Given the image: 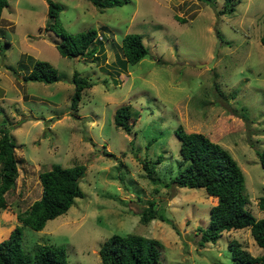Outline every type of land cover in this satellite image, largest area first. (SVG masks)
<instances>
[{"label":"rangeland","instance_id":"obj_1","mask_svg":"<svg viewBox=\"0 0 264 264\" xmlns=\"http://www.w3.org/2000/svg\"><path fill=\"white\" fill-rule=\"evenodd\" d=\"M55 1L69 32L97 28L104 53L99 61L60 54L58 35L45 29L47 1L8 0L0 16V127L16 139L18 174L4 196L21 212L41 195L42 170L76 163L85 165L84 195L40 230L0 207V236L19 225L26 254L42 244L62 245L68 264H103L99 248L113 233L161 240L166 264H234L232 239L262 253L249 227L224 230L200 245L198 226L208 224L214 200L204 187L163 182L181 168L175 128L182 124L231 153L245 177L246 207L264 217L258 206L264 170L256 154L264 148V0H235L227 12L224 0H125L106 8ZM128 32L140 33L149 51L124 66L121 40ZM35 59L49 61L59 79L24 80ZM75 70L93 84L72 108ZM123 104H129L130 132L114 124ZM145 160L155 161L157 180L147 176ZM151 200L168 221L140 220Z\"/></svg>","mask_w":264,"mask_h":264},{"label":"trees","instance_id":"obj_2","mask_svg":"<svg viewBox=\"0 0 264 264\" xmlns=\"http://www.w3.org/2000/svg\"><path fill=\"white\" fill-rule=\"evenodd\" d=\"M47 1L46 30L58 35L56 47L60 54L70 57H90L99 61L104 53L102 40L98 37L96 27H89L77 32H69L62 24L59 14L62 5L55 0ZM99 8L121 5L125 0H89ZM213 4L215 0H204ZM235 0H224L223 12L231 11ZM8 0H0V16ZM177 18L184 20L177 16ZM101 38V37H100ZM264 46V34L260 36ZM124 58L122 65L133 64L145 56L149 49L138 32H128L121 40ZM24 80H39L46 83L59 79L57 69L47 60L35 59L29 71L23 75ZM74 92L71 96V107L76 108L82 96V90L90 87L93 81L86 75L74 71L72 75ZM129 104L116 108L114 124L130 132ZM180 141L179 154L181 168L163 185L170 187L188 186L204 187L208 196L214 200L210 207V219L206 226H198L199 244L215 242L224 230L249 227L256 243L264 249V217L257 218L247 207L245 194V177L243 171L231 155L220 143L212 140L201 131H187L182 124L175 128ZM16 139L5 127H0V207L16 216L18 221L40 230L48 219L65 213L72 205L74 198L83 196L79 180L85 171V165L76 163L72 166L53 164L39 173L42 191L25 210L15 212L4 196L13 185L18 174V161L15 156ZM259 162L264 170V148L256 149ZM158 155L157 161L162 159ZM143 168L147 176L155 181V161L145 160ZM258 206L264 210V194L258 198ZM161 207L154 200L149 201L141 213L143 223L153 218L168 221L160 212ZM22 230L14 225L0 236V264H68L65 247L62 245H39L33 255L26 254L21 246ZM234 264H264V250L253 255L242 247L236 239L228 245ZM103 264H166V251L163 242L154 237L137 233H113L104 240L99 248Z\"/></svg>","mask_w":264,"mask_h":264},{"label":"water","instance_id":"obj_3","mask_svg":"<svg viewBox=\"0 0 264 264\" xmlns=\"http://www.w3.org/2000/svg\"><path fill=\"white\" fill-rule=\"evenodd\" d=\"M219 42H220V39H219V41H218V44H217L216 47H215L214 56H216V54H217L218 45L220 44ZM212 64H213V62L209 63L210 66H211Z\"/></svg>","mask_w":264,"mask_h":264}]
</instances>
